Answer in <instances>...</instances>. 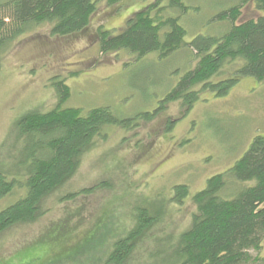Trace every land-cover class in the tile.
Masks as SVG:
<instances>
[{
    "label": "rangeland",
    "instance_id": "rangeland-1",
    "mask_svg": "<svg viewBox=\"0 0 264 264\" xmlns=\"http://www.w3.org/2000/svg\"><path fill=\"white\" fill-rule=\"evenodd\" d=\"M157 1L118 0L112 5L104 0L88 32L54 37L43 26L24 34L3 55L2 160L16 159L13 149L21 148L14 132L17 121L57 106L60 80H67L71 88L64 108L85 115L110 108L126 124L105 129L83 156L74 178L44 202L46 211L36 223L18 225L0 237V264H108L116 242L135 228L141 212L152 220L156 214L159 220L127 264H179L180 238L196 213L192 197L212 177L229 171L257 136H264V82L242 78L226 97L202 94L190 111L182 102H167L195 65L190 53L180 52L168 60L157 54L138 60L126 51L100 54L92 38L96 29L103 26L118 34L130 17ZM184 1L192 7L182 20L186 41L191 42L199 35L224 33L230 24L213 19L240 0ZM172 15L181 13L176 10ZM260 15L251 3L240 22ZM234 68L227 66L221 78L230 77ZM180 185L191 191L184 204L171 201ZM95 187L100 191H92ZM21 196L23 191L18 190L5 198L0 210Z\"/></svg>",
    "mask_w": 264,
    "mask_h": 264
},
{
    "label": "trees",
    "instance_id": "trees-1",
    "mask_svg": "<svg viewBox=\"0 0 264 264\" xmlns=\"http://www.w3.org/2000/svg\"><path fill=\"white\" fill-rule=\"evenodd\" d=\"M103 1L0 3V71L3 55L24 34L43 26H48L54 37L88 32ZM108 1L112 5L118 2ZM251 3L260 17L241 23L242 11ZM176 10L180 16L172 15ZM191 10L184 0H158L130 17L120 33L101 26L92 38L102 56L126 51L138 60L152 54L168 60L180 52L190 53L195 65L167 97L168 103L182 102L190 111L202 94L226 97L242 78L264 82V0H240L213 19L230 24L224 33L199 35L187 42L182 20ZM227 66L235 67L234 71L221 78ZM56 89L58 103L52 111H33L16 122L14 132L21 148L13 149L15 164L0 158V202L23 191V196L0 210V237L18 225L36 223L46 211L44 202L74 178L83 156L105 129L126 124L110 108L94 109L86 115L79 109L64 108L71 98L67 80L58 81ZM174 193L171 201L176 204H184L191 196L185 185L175 187ZM192 202L196 213L190 228L181 235L179 264H264V136H257L229 171L208 180ZM150 217L146 212L139 214L135 228L116 242L108 264H127L159 220L156 214L153 220Z\"/></svg>",
    "mask_w": 264,
    "mask_h": 264
},
{
    "label": "flooded vegetation",
    "instance_id": "flooded-vegetation-1",
    "mask_svg": "<svg viewBox=\"0 0 264 264\" xmlns=\"http://www.w3.org/2000/svg\"><path fill=\"white\" fill-rule=\"evenodd\" d=\"M150 120V119H149ZM175 122H177V120L175 121ZM172 123V122H171ZM173 124V123H172ZM174 125V124H173Z\"/></svg>",
    "mask_w": 264,
    "mask_h": 264
}]
</instances>
